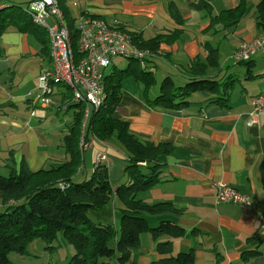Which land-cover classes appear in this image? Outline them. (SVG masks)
<instances>
[{"label":"crops","instance_id":"crops-1","mask_svg":"<svg viewBox=\"0 0 264 264\" xmlns=\"http://www.w3.org/2000/svg\"><path fill=\"white\" fill-rule=\"evenodd\" d=\"M5 1L0 2V7ZM237 1L70 0L66 3L76 20L86 15L99 16L119 28L139 33L143 39L166 29H183L174 43L160 44L163 55L151 56L154 74L161 69L173 80L186 81L185 66L197 55H203V44L207 41L219 49L220 74L237 76L236 85L240 89L234 96L231 93L228 107L213 102L212 94L197 92L183 108L162 109L149 106L140 92H129L122 96L117 109L128 121L129 129L141 139L173 145L170 153L158 157L159 182L139 196L149 203L166 201L181 209L179 213L146 215V219L151 226L167 219L182 227L185 234L171 239L172 253L193 247L195 264L216 261L218 264H264V239L249 240L264 236V186L260 173L264 161V113L257 116L254 124H247L253 110L251 101L264 89V61L260 69L252 67L253 77H248L247 68L239 74V70L230 71L226 64L242 41H252L263 32L256 21L252 28L242 23L243 17L234 31L226 32L217 26L221 31L217 34L204 32L209 24L208 12L218 14L233 8ZM169 2L178 7L185 19L183 26L170 17ZM221 40L232 43L227 49L229 52L224 49L221 53V45L226 44ZM40 48L33 34L13 27L0 36V174H8L9 166L17 169L22 160L30 170L36 171L68 159L62 138L69 120L65 118L67 112L60 107L59 89L53 90L56 92L51 98L38 88L39 75L51 68H47L49 61L46 62ZM251 59L255 66V59ZM156 93L157 90L152 91L150 96ZM89 144L82 148L83 164L72 180L80 182L87 178L95 168L97 153L103 152L106 158L102 164L106 165L111 185L116 189L126 180L124 150L115 140L100 141L91 137ZM219 181L247 194L250 205L217 202L213 184ZM119 206L113 196L107 206L90 211L89 215L95 221L112 223L118 230ZM58 236L66 246L61 235ZM256 246L261 253L244 260L242 252ZM51 252L41 239H34L28 245L27 255L11 253L9 257L14 264H51L50 256L46 255ZM73 252V247L67 245L63 259H68ZM159 257L151 235L145 233L125 264H152ZM50 259L52 264L63 263L62 259L56 262L54 256ZM109 262L119 264L115 258Z\"/></svg>","mask_w":264,"mask_h":264},{"label":"trees","instance_id":"trees-1","mask_svg":"<svg viewBox=\"0 0 264 264\" xmlns=\"http://www.w3.org/2000/svg\"><path fill=\"white\" fill-rule=\"evenodd\" d=\"M31 1L24 6L5 1V5L0 7V36L9 27L33 34L41 45L40 52L50 62L47 32L43 27L33 24L26 12V6ZM68 1L57 0L69 28L73 56L77 61L81 56L77 44V20L68 11ZM247 5L248 0H238L233 8L223 9L218 14L208 12L206 16L209 24L204 32L217 34L221 32L217 26L226 32L234 31L246 13ZM167 10L177 25H184L185 19L174 2L168 3ZM254 16L258 29L264 33V0L256 3ZM122 29L131 35L134 44L147 49L149 55L141 61L128 58L123 68L113 65L103 73L105 99L97 109L91 110L84 138L87 142L91 137L100 141L115 140L126 154V180L113 189L109 171L102 162L97 163L84 180H72L83 164V149L79 142L85 105L71 101L72 91L69 86L59 82L51 83L52 87L56 84L64 88L59 89L61 102L66 103L63 111L73 109L72 121L62 138L68 159L36 171L30 170L25 160H22L17 169L9 166L7 175L0 174V264H14L9 257L11 253L27 255L28 245L34 239H41L46 249L51 251L56 247L55 239L58 235L74 249L67 264H110L112 258L119 264H125L132 251L139 246L141 235L145 233L151 235L155 250L161 256L153 259L152 264H195L193 247L172 253L171 239L185 234L182 227L167 219L151 226L146 219V215L181 212L171 202L149 203L139 196L159 182L161 165L158 157L170 153L174 147L170 143H153L141 139L129 129L128 121L117 112L122 98V82L125 78H133L142 87L143 100L149 106L174 110L189 105L190 95L197 92L212 94L213 102L228 107L237 76L220 74L219 49L206 41L203 44V55H197L185 66V83L176 85L170 75H165L157 87L156 95L151 97L149 91L156 85L151 56L163 55L159 49L160 44L174 43L184 30L166 29L151 38L143 39L139 33ZM227 35L223 33V36ZM251 56L248 60L234 59L236 63L246 65L248 77L254 76L251 73ZM212 72L215 73L212 75ZM260 173L264 186V161ZM113 196L120 205L118 230L112 223L95 221L89 215L90 211H100L107 206ZM261 239L264 236L249 238L259 242ZM257 247L243 251V259L258 256L261 251Z\"/></svg>","mask_w":264,"mask_h":264},{"label":"built area","instance_id":"built-area-1","mask_svg":"<svg viewBox=\"0 0 264 264\" xmlns=\"http://www.w3.org/2000/svg\"><path fill=\"white\" fill-rule=\"evenodd\" d=\"M26 12L33 24L43 27L49 39L51 68L39 75V89L43 94L51 92V83H63L71 88L74 103L82 102V132L80 146L86 147L84 138L85 126L92 109H97L105 99L103 91V73L112 58L122 56L136 58L140 61L149 55L147 49L134 44L131 35L99 16H81L77 20L78 50L80 57L75 61L71 47V37L63 11L57 0H32L26 6ZM255 52L264 57V33L252 41H242L234 52L236 61L248 60ZM49 102V99H46ZM253 110L248 125L256 122L257 116L264 113V90L251 101ZM66 108V103L60 105ZM105 153L96 155V164L103 162ZM216 201L249 206V196L224 182L213 184Z\"/></svg>","mask_w":264,"mask_h":264},{"label":"rangeland","instance_id":"rangeland-1","mask_svg":"<svg viewBox=\"0 0 264 264\" xmlns=\"http://www.w3.org/2000/svg\"><path fill=\"white\" fill-rule=\"evenodd\" d=\"M7 1H13L15 3H21L23 6L26 4V2H28L29 0H7ZM259 0H248V5H247V9H246V13L243 16L241 22L244 23L245 25L249 26L250 28H252L253 24L255 23V16H254V10H255V5ZM255 30V29H254ZM46 38L48 39V37L46 36ZM223 44V46L221 45L220 51L221 53L224 51V49H226V51L229 52V50H227L228 48L232 47V43L228 42L227 40H221ZM260 53L256 52L254 55H252L251 57H253L255 59L256 65L253 66V68H257L260 69L262 67V61H264V58L259 56ZM222 60L225 59L224 56H222L221 58ZM127 58L126 57H122V56H116L114 58L111 59L110 64L108 67L105 68V71H109L110 68L115 65L118 68H123L126 63H127ZM233 61L235 62V60L231 57V59L226 63L227 64V68L230 69V71H235V70H239V74L240 73H244V71L246 70V65L244 64H237V63H233ZM46 62H48V60H46ZM50 65L47 64V68L51 67V62H48ZM155 79H156V85L151 89V91H149L150 93L155 92L157 90L158 85L160 84V81L162 80V78H164L165 73L163 71H161V69H159L155 74ZM242 76V75H241ZM174 82L176 85H180V84H184L185 81H179L178 79L174 78ZM56 89H61L63 90V86L62 85H54V87H52L50 94H48L51 98L52 95L55 94V92H53V90ZM240 89L239 85H235L233 90H232V96L237 94V91ZM40 91H42L40 89ZM142 87L131 77L125 78L122 82V96L125 93H129V92H135V93H141L142 94ZM190 99L194 97V94L190 95ZM50 101V100H49ZM72 112L73 109L70 108L69 110H67V114L65 116V118L69 120L68 125L71 123L72 121ZM84 145L81 146V148H83ZM86 146H90L89 141L86 143ZM99 153V152H98ZM89 172V171H88ZM3 175H7V174H3ZM62 237V236H61ZM63 241L65 242V245H62L61 241H59V236L55 239V249L52 250L51 255L49 253H46L47 256H50V258L52 256H54L56 258V262H60L62 259V264H67L68 259L70 257H68V259H63V255H64V251H65V247H67V245H71L70 243H68L64 238H62ZM39 241V240H38ZM72 246V245H71ZM73 254V253H72ZM176 254V253H175ZM70 256L71 253H70ZM49 258V263L52 264L51 259Z\"/></svg>","mask_w":264,"mask_h":264}]
</instances>
